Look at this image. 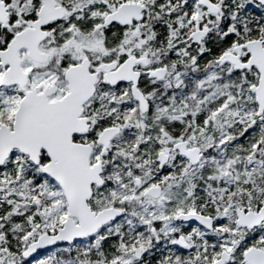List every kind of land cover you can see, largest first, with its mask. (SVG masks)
I'll return each instance as SVG.
<instances>
[{
	"label": "snow or ice",
	"instance_id": "obj_1",
	"mask_svg": "<svg viewBox=\"0 0 264 264\" xmlns=\"http://www.w3.org/2000/svg\"><path fill=\"white\" fill-rule=\"evenodd\" d=\"M0 264H264V0H0Z\"/></svg>",
	"mask_w": 264,
	"mask_h": 264
}]
</instances>
